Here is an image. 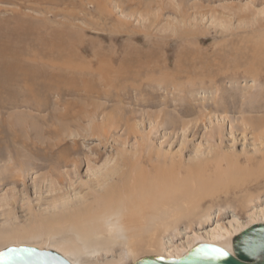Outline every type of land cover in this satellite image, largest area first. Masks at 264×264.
Instances as JSON below:
<instances>
[{"label":"rangeland","instance_id":"rangeland-1","mask_svg":"<svg viewBox=\"0 0 264 264\" xmlns=\"http://www.w3.org/2000/svg\"><path fill=\"white\" fill-rule=\"evenodd\" d=\"M263 53L264 0H0V251L71 264L232 252L217 232L264 222ZM24 142L64 157L30 158ZM106 175L115 190L157 175L173 215L129 246L105 233L103 249L69 213Z\"/></svg>","mask_w":264,"mask_h":264},{"label":"bare ground","instance_id":"bare-ground-1","mask_svg":"<svg viewBox=\"0 0 264 264\" xmlns=\"http://www.w3.org/2000/svg\"><path fill=\"white\" fill-rule=\"evenodd\" d=\"M53 5V4H52ZM40 6V5H39ZM19 13V12H18ZM47 28V27H46ZM36 31V30H35ZM53 34V33H52ZM51 48V47H50ZM129 48V47H128ZM240 48V47H239ZM133 49V48H132ZM231 49V48H230ZM256 49V48H255ZM261 49V48H260ZM246 51V50H245ZM261 51V50H260ZM224 52V51H223ZM250 53V52H249ZM220 54V53H218ZM264 54V53H263ZM216 56V55H215ZM233 56V55H232ZM256 56V55H255ZM234 57V56H233ZM216 58V57H215ZM258 58V57H257ZM233 60V59H232ZM258 60V59H255ZM262 60V59H261ZM198 61V60H197ZM227 61V60H226ZM234 61V60H233ZM244 61V60H243ZM242 61V62H243ZM256 62V61H255ZM261 62V61H260ZM264 62V61H263ZM262 62V63H263ZM198 64V63H197ZM222 64V63H221ZM189 65V64H188ZM200 65V64H199ZM202 65V64H201ZM236 65V64H235ZM243 65V64H242ZM216 66V65H215ZM263 67V66H262ZM219 68V66H218ZM243 69V68H242ZM264 69V68H263ZM117 70V69H116ZM130 70V69H129ZM225 70V69H224ZM193 72V71H192ZM224 72V71H223ZM263 72V71H261ZM259 72V73H261ZM93 73V72H92ZM184 73V72H183ZM199 73V72H198ZM226 73V72H225ZM258 73V74H259ZM142 74V73H141ZM239 74V73H238ZM262 74V73H261ZM260 74V75H261ZM185 75V74H184ZM203 75V74H202ZM210 75V74H209ZM216 75V74H215ZM259 75V77H260ZM84 76V75H83ZM232 76V75H231ZM99 77V76H98ZM230 77V76H229ZM242 77V76H241ZM207 78V77H206ZM219 78V76H218ZM230 78H233L230 77ZM262 78V77H261ZM264 78V77H263ZM99 79V78H98ZM113 79V78H112ZM255 79V78H254ZM138 80V79H137ZM264 80V79H263ZM263 80L261 82H263ZM259 81V78H258ZM170 82V81H169ZM231 82V81H230ZM91 83V82H90ZM86 84V83H85ZM218 84V83H217ZM264 84V82H263ZM262 85V84H261ZM113 88V87H112ZM166 89V88H165ZM263 89V88H262ZM135 90V89H134ZM144 90V89H143ZM233 90V89H232ZM183 91V90H182ZM214 91V90H213ZM224 91V90H223ZM226 91V90H225ZM120 92V91H119ZM139 93V92H137ZM258 93V92H257ZM264 92H262L263 94ZM98 94V93H97ZM180 94V93H179ZM260 94V93H258ZM263 96V95H261ZM260 96V97H261ZM231 97V96H230ZM215 98V97H214ZM109 99V98H108ZM131 99V98H130ZM223 99V98H222ZM261 101V100H259ZM174 102V101H173ZM28 104V103H27ZM26 104V105H27ZM3 105V104H2ZM104 105V104H103ZM35 106V105H34ZM150 106V105H149ZM242 106V105H241ZM244 106V105H243ZM38 107V106H37ZM101 107V106H100ZM112 107V106H111ZM188 107V106H187ZM202 107V106H201ZM262 107V106H261ZM27 108V107H26ZM34 108V107H33ZM39 108V107H38ZM69 108V107H68ZM85 108V107H83ZM44 110V109H43ZM46 110V109H45ZM184 110V109H183ZM202 110V109H201ZM256 110V109H255ZM261 110V109H260ZM258 110V111H260ZM109 111V110H108ZM146 111V110H145ZM148 111V110H147ZM192 111V110H191ZM41 112V108H40ZM256 112V111H255ZM170 113V112H169ZM79 114V113H78ZM95 115V114H93ZM92 115V117H93ZM120 115V114H119ZM168 115V114H167ZM189 115V114H188ZM203 115V114H202ZM53 116V115H52ZM173 116V115H172ZM169 117V116H168ZM85 118V116H84ZM91 118V117H90ZM175 118V117H174ZM42 119V118H41ZM89 119V118H88ZM84 120V119H83ZM90 120V119H89ZM111 120V119H110ZM246 120V119H245ZM248 120V119H247ZM250 120V119H249ZM259 120V119H256ZM264 120V119H263ZM241 121V120H240ZM260 121V120H259ZM258 121V122H259ZM199 122V121H198ZM253 124L255 123L254 121ZM114 123V121H113ZM150 123V122H149ZM182 123V122H181ZM243 123V122H242ZM105 124V123H104ZM164 124V123H163ZM183 124V123H182ZM246 124V123H245ZM261 124V123H260ZM262 125V124H261ZM264 125V124H263ZM262 125V127H263ZM126 126V125H125ZM252 126V125H251ZM254 126V125H253ZM166 127V126H165ZM261 127V128H262ZM36 128V127H34ZM174 128V127H173ZM200 128V127H199ZM235 128V127H234ZM242 128V127H241ZM246 128L243 126V129ZM250 128V127H249ZM38 129V128H37ZM242 129V130H243ZM26 130V129H25ZM35 130V129H33ZM49 130V129H48ZM14 131V130H13ZM12 131V132H13ZM16 131V130H15ZM36 131V130H35ZM34 131V132H35ZM40 131V129H39ZM53 131V130H52ZM107 131V130H106ZM222 131V130H221ZM231 131V130H230ZM253 131V130H252ZM256 131V130H255ZM24 132V131H23ZM37 132V131H36ZM41 132V131H40ZM49 132V131H48ZM223 132V131H222ZM39 133V132H38ZM46 133V131H45ZM50 133V132H49ZM176 133V132H175ZM253 133V132H252ZM16 134V133H15ZM37 134V133H36ZM35 134V135H36ZM218 134V133H217ZM221 135V134H220ZM42 136V135H40ZM49 136V135H48ZM54 137V136H53ZM125 138V137H124ZM107 139V138H106ZM233 139V138H232ZM234 140V139H233ZM18 141V140H17ZM30 141V140H29ZM15 142V141H14ZM33 144V143H32ZM74 144V142H73ZM22 146L24 148L30 147L33 148L32 152H30V158L34 157L35 159H39V161H51L57 159V157H64L62 156V150L61 151H54V152H45L44 148L40 146H36L35 144L29 145L25 142L22 143ZM28 147V148H29ZM11 155V154H10ZM25 156V155H24ZM10 158H13L17 160L16 165L19 164H25V161L20 160L21 154L18 153V151L13 152ZM9 158V160H11ZM99 158V157H97ZM143 158V157H142ZM145 158V157H144ZM264 158V157H263ZM61 159V158H60ZM66 163L67 160L63 159ZM120 160V159H119ZM142 160V159H141ZM149 161L150 164H153L154 161L151 157H147L146 159ZM58 161V160H57ZM77 161V160H76ZM140 161V159H139ZM262 164H264L263 159L261 160ZM59 162V161H58ZM56 163V162H55ZM54 163V164H55ZM64 163V165H65ZM133 163V162H132ZM145 163V161H144ZM148 163V164H149ZM261 163H258L261 165ZM39 164V163H38ZM48 164V163H47ZM61 164V163H60ZM68 164V162L66 163ZM130 164V163H128ZM135 164V163H134ZM19 165V166H20ZM46 165V164H45ZM49 165V164H48ZM51 165V164H50ZM58 165V164H57ZM221 165V164H220ZM36 168H39L43 164L40 165H33ZM32 166V167H33ZM61 165L60 167H62ZM130 166V165H129ZM263 166V165H261ZM55 167V166H54ZM57 167V166H56ZM90 167V166H89ZM219 167V166H218ZM256 167V166H255ZM263 170V169H262ZM87 171V170H86ZM104 171V170H103ZM253 171V170H251ZM242 173V172H241ZM245 174V173H244ZM54 175V174H53ZM108 175V174H107ZM106 177L100 176L96 180V186H99L100 188L95 190H92L90 192H86L85 199L80 201L79 205L74 204L77 206L76 209H74L75 212H70V216H72L73 223L78 230H81L85 236L89 238H93L95 244L100 245L103 249L109 247V245H113L115 243H111L108 238L105 239L103 235L105 233H109V236L112 239L118 238L121 239L122 243L126 246L128 245L129 239L139 234L142 231L153 229L155 230L158 226H161L165 223V220L173 215L174 209V191H171L172 188L170 186L160 185L158 184V176H152L153 178H150V186L147 185L146 188L143 187V185H137L136 181L129 180L131 184L121 186L119 190H115L112 188V184H106V181L108 180ZM109 176V175H108ZM111 176V175H110ZM121 176V175H120ZM168 176V175H167ZM63 177V176H61ZM168 178V177H167ZM54 179V178H53ZM59 179V178H58ZM115 179V178H114ZM113 179V180H114ZM161 179V178H160ZM93 181V180H92ZM124 181V180H123ZM44 182V181H43ZM51 183V182H50ZM94 183V184H95ZM107 183H109L107 181ZM143 183V181H142ZM141 183V184H142ZM146 183V182H145ZM55 184V183H54ZM92 184V183H91ZM118 184V183H117ZM163 184V183H162ZM93 185V184H92ZM123 185V184H122ZM53 186V185H52ZM115 186V185H114ZM90 187V185H89ZM94 187V186H91ZM52 188V187H51ZM117 188V187H116ZM119 188V186H118ZM53 191V190H51ZM73 192V191H72ZM53 193V192H52ZM85 193V192H84ZM77 197V196H76ZM84 197V196H83ZM88 197H91L94 199L93 202H87L86 200ZM83 199V198H82ZM79 200V199H78ZM77 200V201H78ZM81 200V199H80ZM76 201V202H77ZM89 201V200H88ZM79 202V201H78ZM167 202V204H166ZM169 202V203H168ZM67 204V203H66ZM71 205V204H70ZM66 209V208H65ZM66 211V210H65ZM68 211V210H67ZM68 213V212H67ZM63 217V216H62ZM69 217V216H68ZM79 217L82 219L78 222ZM262 223V222H258ZM253 225V224H252ZM165 226V225H164ZM249 227V226H248ZM227 229V228H226ZM245 228H242V226L238 225L236 222L234 225H229L228 229L225 232H217V234H226V232H231L232 234L237 235L241 230H244ZM80 231V232H81ZM81 232V233H82ZM210 232V231H209ZM208 232V233H209ZM216 232H210L211 236H214ZM81 236V235H80ZM233 236V237H234ZM25 238V237H24ZM37 239V238H36ZM85 239V238H84ZM233 239V238H232ZM83 240V239H82ZM88 241V239H86ZM85 240V241H86ZM2 241V240H1ZM113 241V240H112ZM232 242V241H231ZM129 246V245H128ZM131 246V245H130ZM232 246V244H231ZM92 247V246H91ZM95 245H93V253H97V249H95ZM191 250V249H190ZM189 249L187 250L190 251ZM225 250H229L228 248H225ZM69 251V250H68ZM129 251H131L129 249ZM70 252V251H69ZM186 252V253H187ZM230 252V251H229ZM72 253V252H71ZM185 253V254H186ZM184 254V255H185ZM182 257V256H181ZM165 258H180V257H165ZM73 264H77L76 262ZM110 264H118V263H110Z\"/></svg>","mask_w":264,"mask_h":264},{"label":"water","instance_id":"water-1","mask_svg":"<svg viewBox=\"0 0 264 264\" xmlns=\"http://www.w3.org/2000/svg\"><path fill=\"white\" fill-rule=\"evenodd\" d=\"M232 252L210 243H200L180 258L161 256L143 257L133 264H264V222L253 224L232 239ZM211 248H219L226 253L212 260L215 255ZM3 253V264H71L63 256L52 250H40L30 246H12Z\"/></svg>","mask_w":264,"mask_h":264},{"label":"snow or ice","instance_id":"snow-or-ice-1","mask_svg":"<svg viewBox=\"0 0 264 264\" xmlns=\"http://www.w3.org/2000/svg\"><path fill=\"white\" fill-rule=\"evenodd\" d=\"M210 252L215 253V255L207 257L212 260H217L226 255V253L222 252L219 248H211ZM0 264H3V253H0Z\"/></svg>","mask_w":264,"mask_h":264}]
</instances>
